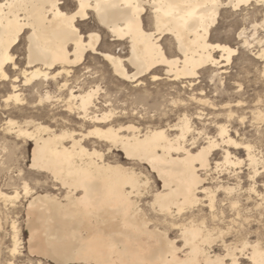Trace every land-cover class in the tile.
<instances>
[{
	"label": "bare ground",
	"instance_id": "obj_1",
	"mask_svg": "<svg viewBox=\"0 0 264 264\" xmlns=\"http://www.w3.org/2000/svg\"><path fill=\"white\" fill-rule=\"evenodd\" d=\"M253 3L264 7V0H0V89L8 91L0 104L2 114L9 116L12 105L29 106L37 99L32 107L49 108L46 116L60 127L75 116L93 126L84 134L36 121H27L25 128L13 120L6 123L9 131L17 129L19 138L34 143L30 169L52 176L60 186L55 190L65 191L32 195L27 185L31 254L57 264H240L242 258L264 264L258 240L228 243L230 227H210L206 216L194 213L207 202L215 221L217 194L241 192L239 184L206 186L213 172L220 175L244 164L231 148L244 150L251 178L258 175L252 146L218 125L217 137H207L202 146L193 139L189 147L193 126L186 116L174 126L179 129L174 137L165 128L142 133L134 125L104 126L111 114L93 110L100 88L83 90L75 77L89 54L102 58L119 79L138 84L160 69L175 82L195 78L204 68L220 66L215 53L229 64L237 49L213 44L212 30L222 9ZM93 18L99 31L85 35ZM101 32L111 37L115 52L101 50ZM165 40L177 56L168 55ZM87 140L106 144L107 154L89 149ZM220 148L221 162L213 159ZM113 151L124 158L107 159ZM152 184L156 189L149 192V213L141 199ZM246 191L257 194L254 188ZM0 197L11 201L19 195L1 192ZM238 204L236 200L234 208ZM171 231L178 236L172 238ZM218 243L223 254L214 250Z\"/></svg>",
	"mask_w": 264,
	"mask_h": 264
},
{
	"label": "rangeland",
	"instance_id": "obj_2",
	"mask_svg": "<svg viewBox=\"0 0 264 264\" xmlns=\"http://www.w3.org/2000/svg\"><path fill=\"white\" fill-rule=\"evenodd\" d=\"M263 17L264 7L257 6L255 3L238 10L222 9L210 40L211 42L219 41L220 44L237 49V54L228 64L225 59L221 58V53H215L214 57L220 60L222 67L204 68L195 78L175 82L171 80L172 77L165 75L163 69H160L158 77L162 79L158 81L149 80L148 77L152 76L149 75L140 79L139 84L125 82L114 75L111 67L102 58L91 54L86 58L87 62L85 61L83 66L75 70V77L79 83L78 86L83 90L100 88L95 100L96 107L93 110L100 116L103 113L111 114V118L104 126L134 125L142 133L156 128H165L174 137L179 134V129L174 126L186 116L191 122V127L193 126L191 134L187 137L189 147L193 139H196V146H202L207 137H217L220 125L226 126L229 134L239 142L252 146L257 158L258 175L254 179L251 178L254 174L253 169H250L248 165L246 152L242 149L231 148L230 151L244 160V164L236 167L237 169H224L220 175L213 172V178L211 177L206 186L215 189L219 183L232 187L239 184L242 188L241 192L227 196L221 190L217 194L216 213L219 220L212 219L216 222L214 224L211 223L210 210L206 207L207 202H204L205 204L203 203L204 205L198 209L196 208L194 213L206 216L210 227L221 225L219 228L224 230L230 227L231 234L226 238L228 243L248 237L252 242L258 240L264 247V25L261 26ZM94 19L88 22L89 29L85 30V33L99 31ZM101 33L105 37L101 50L115 52L116 46H111V37L104 32ZM163 43L169 56H177L175 47L170 41L165 40ZM237 44L238 46H233ZM21 48L23 49L24 46L21 45ZM129 72L133 73V70L129 69ZM7 94L6 89H0L1 105H4L2 100ZM26 95L27 93L24 96ZM37 103V99H34L32 105L29 106L12 105L11 115L13 116L3 115L0 111L2 116H0V193L13 197L16 194L19 195L11 201L0 197V264H21L22 261L23 264L56 263L50 259L33 255L29 251L30 234L27 230L26 210L31 195H26L22 183L24 177L18 175L19 171H24L23 165L31 172L25 175L29 177L27 185L32 195L36 193L63 194L65 192L55 190L60 186L54 182L52 176L30 169L34 143L24 137L19 138L15 132L17 129L9 131L6 123L13 120L18 123V126L25 128L27 121H36L52 125L51 127L59 126V130L69 128L68 130L72 129L71 131L84 134L93 128L90 123L83 125L76 116L69 122V127L67 124H63L65 128L60 127L61 124L52 123V117L46 116V113L50 112L49 108L32 107ZM40 114L44 117H35ZM86 142L89 149H96L107 154L106 144L94 140ZM222 150L220 148L215 152L214 160L222 161ZM118 157L124 158V155L113 151L106 156L109 160ZM123 162L126 161L123 159ZM161 186V183L156 185L158 188ZM250 188H254L257 194L248 193L246 190ZM155 189L152 184L150 191L141 199L142 207L149 213L148 204L152 200L149 192ZM236 200L239 204L234 208L233 203ZM170 234L172 238L178 236L177 231H171ZM15 237L19 238L16 251H14ZM214 250L219 254L224 253L221 243H218ZM240 264H249V262L242 258Z\"/></svg>",
	"mask_w": 264,
	"mask_h": 264
},
{
	"label": "snow or ice",
	"instance_id": "obj_3",
	"mask_svg": "<svg viewBox=\"0 0 264 264\" xmlns=\"http://www.w3.org/2000/svg\"><path fill=\"white\" fill-rule=\"evenodd\" d=\"M87 34L88 33H85V35H87ZM212 43L213 44H217V43H220V42L219 41H212ZM233 46H238V44L237 45H233ZM158 75H159V73L156 71V72H154L152 74V76H149L148 79L151 80L153 77H157ZM33 167H35V166L33 165ZM23 168H24V171H19L18 175H21V176L24 177V180L22 181V183H23L25 189H27V181H28L29 177H28V175H25V173H31V172H29L28 168L25 165H23ZM21 264H23V261L21 262Z\"/></svg>",
	"mask_w": 264,
	"mask_h": 264
}]
</instances>
